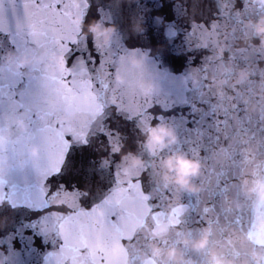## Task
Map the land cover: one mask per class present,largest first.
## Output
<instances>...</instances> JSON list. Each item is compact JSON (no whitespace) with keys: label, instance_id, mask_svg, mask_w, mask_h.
Returning <instances> with one entry per match:
<instances>
[{"label":"snow or ice","instance_id":"6c2138e0","mask_svg":"<svg viewBox=\"0 0 264 264\" xmlns=\"http://www.w3.org/2000/svg\"><path fill=\"white\" fill-rule=\"evenodd\" d=\"M95 3L97 19H103L106 11L111 13L110 7L101 5L97 0ZM92 8L93 0H0V78L6 72L13 77L11 88L0 86V120L7 113L15 114L23 109L31 127L26 135L13 142L11 150L15 156H22L27 145L36 144L41 151L40 160L34 166V180H29L27 176L22 182L0 180V197H4L0 201V214L11 211L19 215L17 209L21 207L40 214L27 227L32 229L33 236L39 235L52 244L45 264H68L70 259L76 260L78 248L75 241L82 240L93 229V220L96 221V238L108 244L110 236L119 238L122 225L131 221L133 211L141 213V218H144L159 205V199L152 196V188L140 178L144 170L132 175L121 167L120 157L112 149L113 142L119 148L122 142L120 138L127 136L120 127H112L113 112L130 123L132 129H136L137 123L143 122L149 113L146 109L138 112L133 104V92L140 81L137 74L129 73L122 85L115 82L114 77L121 74L122 48L119 42L105 51L83 39L82 29L71 24L69 17L73 11L87 24ZM188 8L187 3L174 6V10L183 14H187ZM240 9L245 13L248 11L244 0H241ZM142 11L143 5L138 4L132 16ZM153 24L165 41L173 43L174 48L186 46L191 50L187 43L191 26L182 29L175 21L164 17H156ZM207 27L205 24L204 28ZM181 35L183 39L180 44H175ZM9 53L17 60L22 55L36 57L39 63L35 71L43 75L33 77L26 84L22 77L13 75L14 62L7 66L4 64L3 57ZM52 54L65 58V70L58 72L54 79H49L46 66ZM33 80L43 82L40 93L44 97L42 104L33 98L30 87ZM21 85L24 88L21 89ZM168 94L170 90L162 88L161 95ZM171 94L178 93L173 91ZM208 111L205 119L209 123L226 119L211 108ZM34 112L37 116L35 120L32 119ZM175 118L187 125L196 123L189 121L185 113H178ZM54 121L58 126L54 125ZM100 137H104V140H100ZM94 140L108 149L105 162H100L99 168L85 162L83 170L86 176L98 172L102 179L108 180L109 187L96 193L89 192L90 207H77L70 214L56 213L53 216V213L45 211L52 207L50 199L56 195L48 191L52 184L57 183L58 187L75 192H80L82 188L75 185L69 188L64 183L49 181L65 170V162L73 147H88ZM129 186L131 195L126 192ZM179 211L173 210V214L178 215ZM204 213H209L208 207L204 208ZM45 217H53L56 225L50 233L41 230V221ZM216 222L219 223L218 217ZM238 223L241 229L245 227L241 219ZM15 231L14 228L12 232ZM80 264L97 262L83 259Z\"/></svg>","mask_w":264,"mask_h":264},{"label":"water","instance_id":"95a60500","mask_svg":"<svg viewBox=\"0 0 264 264\" xmlns=\"http://www.w3.org/2000/svg\"><path fill=\"white\" fill-rule=\"evenodd\" d=\"M5 47H8L7 40H4ZM3 62L7 66L13 63V75L22 77L27 84L33 77H40L43 74L35 71L39 61L36 57L22 55L18 60L13 54H6ZM54 54L48 57L46 75L53 79ZM13 77L10 73H4L0 78V86L7 85L11 88ZM42 80H33V98L37 103L42 104L44 97L40 94ZM21 89L24 85L20 86ZM19 90V89H17ZM37 118L36 113L32 119ZM30 123L26 118L23 109L15 114L7 113L0 120V180L5 182L16 180L22 182L25 176L29 180L35 179L34 166L40 160L41 151L38 145L29 144L23 150L22 156H15L11 150L13 142L20 136L26 135L30 130ZM4 197H0L2 201ZM16 213L8 211L0 214V264H37L39 235H32V229L27 227L29 222L35 220L39 213L32 212L27 208H19ZM42 222V221H41ZM17 225H23L17 227ZM16 229L15 233L12 232Z\"/></svg>","mask_w":264,"mask_h":264},{"label":"clouds","instance_id":"9594fccd","mask_svg":"<svg viewBox=\"0 0 264 264\" xmlns=\"http://www.w3.org/2000/svg\"><path fill=\"white\" fill-rule=\"evenodd\" d=\"M254 2L264 7V0H254ZM253 30L255 35L261 38L262 43H264V19L257 22ZM89 31L93 33L94 39L97 36L103 37L104 44H107L110 41L111 35L115 29L107 28L101 31L96 25H93L90 26ZM145 137V145L149 148V150L157 147L163 149L176 142L174 131L167 126L159 124L151 127L145 133ZM163 168L165 169V175L162 179L165 184H172L181 191H195L193 180L200 172V166L197 161L190 160L183 155H175L164 160ZM250 191L257 192L259 196L264 197V183L257 182L256 187ZM182 243L184 246L190 245L194 250L202 251L208 246V234L202 235L197 240L185 239ZM160 255L161 250L159 248H155L153 250V264H155V261L159 259ZM166 256L172 264H184L183 258L178 254V250L176 248H169ZM253 259L255 264H264V257L254 255ZM210 261L211 264H224V262L214 253L211 255Z\"/></svg>","mask_w":264,"mask_h":264}]
</instances>
